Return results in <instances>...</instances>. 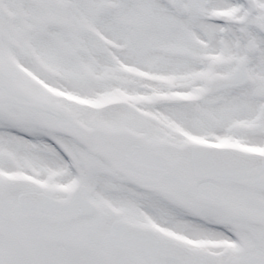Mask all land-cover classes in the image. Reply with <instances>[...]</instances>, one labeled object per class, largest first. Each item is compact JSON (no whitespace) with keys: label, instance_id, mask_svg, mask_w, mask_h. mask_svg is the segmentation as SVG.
Masks as SVG:
<instances>
[{"label":"snow or ice","instance_id":"6c2138e0","mask_svg":"<svg viewBox=\"0 0 264 264\" xmlns=\"http://www.w3.org/2000/svg\"><path fill=\"white\" fill-rule=\"evenodd\" d=\"M0 264H264V0H0Z\"/></svg>","mask_w":264,"mask_h":264}]
</instances>
